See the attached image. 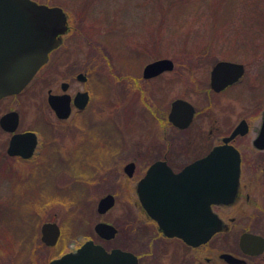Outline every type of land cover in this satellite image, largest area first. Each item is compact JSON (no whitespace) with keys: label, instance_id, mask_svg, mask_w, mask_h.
<instances>
[{"label":"flooded vegetation","instance_id":"1","mask_svg":"<svg viewBox=\"0 0 264 264\" xmlns=\"http://www.w3.org/2000/svg\"><path fill=\"white\" fill-rule=\"evenodd\" d=\"M65 15L67 29L59 35L60 43L49 52L47 61L18 93L0 97V121L9 115V122L6 125L0 122V163H5L3 170L9 173L14 169L9 164L11 161H23L29 163L30 172L33 162L40 165L46 161L50 149L57 147L51 141L53 126L48 125L45 119H40L39 124L33 127L22 126V119L27 114L26 109L29 102L25 97L28 92H36L38 85L47 87L49 76L56 72L58 67L63 66L65 70L62 72L66 74L65 79L55 87H48L45 91V108L54 120L49 122H64L69 119L75 121L74 127L79 135V146L77 147L81 149L85 147L87 153L94 156L96 153L100 154L102 157L98 158V161L105 164L104 169L108 167L111 160L127 152L128 135H130L128 133L137 132V154L125 161L122 166L124 175L129 179H135L133 187L135 202L125 205L119 225L105 220L95 222H105L115 227V234L110 238L99 236L94 231V225V233L90 235L62 236V228L58 222L54 219L45 221L55 222L58 225L59 236L54 244L47 245L42 242L43 246L39 249L36 245L32 246L29 241L25 263L48 264L68 253H75L86 241H92L100 245L109 255L114 249L123 251L124 253L120 254L121 257L114 262L115 264H264V146H260L264 142V136L261 134L264 121V91L259 89L254 82L241 87L245 73L244 64L227 60L241 63L243 74L230 84L214 88L211 85V71L218 61L226 59L213 60V57L208 56L204 51L197 55L198 59H185L181 63H175L169 58L172 61L170 69H165L148 78L143 76V69L147 63L156 59L139 65L138 62H131V64L125 62L126 65L123 67L126 69L122 67L123 72L119 75L122 83L120 90L124 95L120 125L116 126L112 119L105 120V127L108 128L105 130L106 135L110 136L114 133L120 136V144L118 143L113 149L97 148V145L100 147L101 143L97 144L95 140L92 142L96 133L93 135L91 127L93 131L94 129L97 131L100 122L98 124L92 122L89 109L96 95L95 87L94 84L89 83L87 87L79 88L80 84L93 81L90 79L95 77V61L87 57L84 60L88 61L86 68L78 66L73 58L78 34L68 14L65 13ZM189 68H199L195 71L200 75L194 77L195 79L191 78ZM79 73L84 74V80L77 77ZM165 73H170L168 78H163ZM263 79L259 78V80ZM153 81L155 84L151 89L147 83ZM177 82L183 83L180 95H174L169 102L159 97L163 91L173 89ZM236 87L239 88L236 89ZM106 89L109 88L106 86ZM82 91L87 92V104L83 108H77L74 105V96ZM49 94L69 96L71 110L67 118L56 116L48 104ZM98 94L101 101L109 102L108 92L106 94L98 90ZM241 97H244L248 103L247 109L242 114L239 113L235 121H232L229 119L230 115L227 114L230 107L229 100ZM177 99H182L193 107L191 118L185 126L176 124L174 118L176 113L172 116V102ZM216 111H219V116L215 115ZM179 115L183 114L179 113ZM15 116H17L16 124ZM242 122H244L245 130L241 132L242 129H240L228 141H225L224 138L229 137ZM27 132L34 133L36 138L32 155L24 158L20 154H9L7 149L12 137ZM47 138L50 139L47 140ZM86 138L88 143L84 144ZM44 143L47 145L45 146ZM224 144L238 151L239 172L233 198L226 202L210 204L213 218L218 222L219 228L208 239L195 244L177 235L165 233L159 220L147 212L138 194V185L141 184L143 191L147 189L144 179L154 164L158 170L154 177L168 178L171 173L176 174L182 171L187 165L206 156L214 147ZM107 146L110 148V145ZM127 163H133L131 174L124 171ZM59 171L58 169L57 174ZM75 176L84 177L85 173H76ZM113 192L109 190L104 195L110 193L115 199ZM199 200L202 201V197L197 199ZM114 205L115 201L106 212L98 213L105 214ZM155 207L161 210L170 207L202 210L207 208V205L202 202L185 205L159 203ZM200 220L203 224L208 222L206 216L202 214ZM91 254V257H95L98 253ZM75 263L85 264L81 261ZM102 264H112V262L104 261Z\"/></svg>","mask_w":264,"mask_h":264},{"label":"rangeland","instance_id":"2","mask_svg":"<svg viewBox=\"0 0 264 264\" xmlns=\"http://www.w3.org/2000/svg\"><path fill=\"white\" fill-rule=\"evenodd\" d=\"M36 1L58 5L68 14L78 34L73 56L78 66L86 68L88 61L84 60L87 57L95 61V77L90 79L93 81L79 85L83 88L89 83L94 84L96 95L89 106L93 123L102 124L112 119L116 126L120 125L124 95L120 90L119 75L125 62H138L139 65L168 57L181 63L185 59H198L197 55L204 51L213 60L243 63L245 73L241 87L254 82L264 91V79L259 80L264 78V0ZM193 69L188 71L195 79L200 73L195 71L199 68ZM64 70L63 66L58 67L49 76L47 87L38 85L36 92H28L25 97L29 102L27 114L22 119L24 127L37 126L40 119L53 126L51 141L57 145L59 156L54 158L60 159L58 164L54 158H48V169L41 174L36 162L31 164L29 172V163L11 161L9 164L14 169L9 173L3 170L5 163H0V264H26L28 240L25 227L35 215L38 218L34 245L39 249L43 246L40 240L42 222L54 219L61 225L62 236H86L94 233L93 225L98 220L119 225L125 205L135 202V179L127 178L122 170L125 161L137 154L135 131L128 133L127 152L111 160L108 167H103L104 170L91 179L75 176L92 165L95 167L102 156L98 153L94 156L87 153L85 147V151L77 147L79 135L72 119L49 122L54 120L45 108V91L65 79ZM169 75L165 73L163 78ZM147 84L152 89L155 81ZM106 86L109 102L101 101L98 96V90H105ZM182 86V82H177L173 89L163 91L159 97L169 102L174 95L182 93ZM229 106L227 114L235 121L236 116L247 109L248 103L244 97L234 98L229 100ZM215 115L219 116V111ZM95 130L91 127L93 135ZM62 161L64 163L60 164ZM51 171L53 177L49 179L53 184L44 180ZM52 185L55 186L53 192L50 190ZM109 190L115 193V205L107 213L99 214L96 210L98 199ZM77 204L87 205V212L79 217L81 221L69 218L73 214L70 212L78 209Z\"/></svg>","mask_w":264,"mask_h":264},{"label":"water","instance_id":"3","mask_svg":"<svg viewBox=\"0 0 264 264\" xmlns=\"http://www.w3.org/2000/svg\"><path fill=\"white\" fill-rule=\"evenodd\" d=\"M67 29L66 16L59 6H49L35 0H0V97L19 92L31 79L39 67L47 60L48 53L60 43L59 35ZM172 67L169 58H159L147 63L143 76H155ZM243 74V65L227 60L218 61L211 71V85L221 88L236 81ZM84 80V74L77 76ZM48 104L59 118H67L70 114L69 96L67 94H49ZM87 92H78L74 96V105L83 108L87 104ZM185 111V112H184ZM193 107L182 99L172 102V116L175 122L185 126L192 115ZM182 113L183 115H179ZM1 124L9 122V115L1 119ZM17 116H15V124ZM15 126V125H14ZM240 129L245 130L244 122L239 124L228 141ZM261 134L264 136V121ZM262 138V137H260ZM259 138V139H260ZM36 145L34 133L16 134L10 140L8 153L20 154L26 158L32 155ZM261 147L264 146V142ZM157 166L152 165L144 183L147 189L138 185V194L147 212L157 218L165 233L177 235L189 243H199L208 239L218 228V222L213 218L211 203L226 202L233 198L239 172L238 151L230 145H220L211 149L198 161L187 165L170 177L159 179L154 177ZM133 163H127L124 171L131 174ZM202 197V201H197ZM114 196L106 194L99 198L96 210L106 212L114 204ZM207 208L197 209H157L156 204H200ZM206 216L207 223H202L200 215ZM94 231L101 237L110 238L115 234V227L105 222L94 224ZM41 240L54 244L59 236V227L55 222H44L40 227ZM91 253H98L91 257ZM124 253L120 249L112 250L109 255L98 244L86 241L75 253H68L48 264H101L104 261L114 262Z\"/></svg>","mask_w":264,"mask_h":264},{"label":"trees","instance_id":"4","mask_svg":"<svg viewBox=\"0 0 264 264\" xmlns=\"http://www.w3.org/2000/svg\"><path fill=\"white\" fill-rule=\"evenodd\" d=\"M102 91L103 92H105L106 94H107V92H108V90L106 89L105 91H104V89L102 88ZM100 92H101V90H100ZM105 123L106 122H102V124H100V126L98 125L97 126V131H96V134H95V141H96V143L98 142V143H101V145H100V147H98L99 145H97V148H105V147H107V149H113V148H116V146H117V144L120 142V136H117L116 134H112V135H110V136H107L106 135V132H105V130H107L108 128H106L105 127ZM98 130H101V131H103V132H100V131H98ZM88 143V139L86 138L85 139V141H84V144H87ZM120 144V143H119ZM107 145H110V148L107 146ZM83 148V147H82ZM83 149H85V148H83ZM89 154H91V153H89ZM51 155V156H50ZM50 156V157H49ZM57 156H59L58 155V151H56V148H51V151L47 154V159H46V161H44L43 163H41L40 164V170H41V174L42 173H46V169H48V167H47V164H48V158H54V157H57ZM106 156V155H105ZM55 159V158H54ZM59 160L60 159H58V161L56 162V165L58 164V162H59ZM64 162L62 161L60 164H63ZM104 163H100V162H98L95 166L97 167V168H95V167H93V166H91L90 168H88V169H85V171H84V173H85V176H87L86 177V179L85 180H87L88 178H92L95 174H97L98 172H100V171H102V169H103V167H104ZM50 174L52 175V176H50ZM50 177H53V174H52V171L51 172H47V174H46V178L44 179L46 182H51L52 183V181H51V179H49ZM53 184V183H52ZM54 189H55V186L54 185H52V187H51V191L53 192L54 191ZM84 190V189H83ZM56 191V190H55ZM85 191V190H84ZM85 206V207H84ZM76 207H78V209L76 210V211H74V210H72L70 213H73L72 214V216L71 217H69L71 220H80L81 221V219L79 218V217H81V216H83V214L84 213H86L87 212V205H84V204H77V206ZM90 212V211H89ZM38 213V212H37ZM75 215V216H74ZM74 216V217H73ZM77 216V217H76ZM65 217V216H64ZM37 218H38V215H35V216H33V219H36V221L35 220H33V219H30V222H27L26 223V227H25V238H27V244L29 245V241L31 242V245L32 246H34V238L36 237L35 235H36V226H37ZM17 228H19V227H17ZM30 239V240H29Z\"/></svg>","mask_w":264,"mask_h":264},{"label":"bare ground","instance_id":"5","mask_svg":"<svg viewBox=\"0 0 264 264\" xmlns=\"http://www.w3.org/2000/svg\"><path fill=\"white\" fill-rule=\"evenodd\" d=\"M75 230H77V229H75Z\"/></svg>","mask_w":264,"mask_h":264}]
</instances>
